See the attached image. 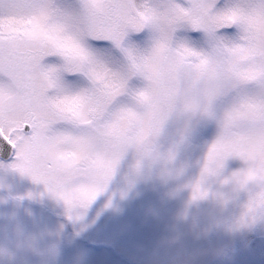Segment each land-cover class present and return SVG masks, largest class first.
Instances as JSON below:
<instances>
[{
    "label": "snow or ice",
    "instance_id": "1",
    "mask_svg": "<svg viewBox=\"0 0 264 264\" xmlns=\"http://www.w3.org/2000/svg\"><path fill=\"white\" fill-rule=\"evenodd\" d=\"M173 114L219 129L193 199L238 157L246 167L230 178L249 192L245 216L264 207V0H0V151L69 220L129 149L137 171L160 158Z\"/></svg>",
    "mask_w": 264,
    "mask_h": 264
},
{
    "label": "rangeland",
    "instance_id": "2",
    "mask_svg": "<svg viewBox=\"0 0 264 264\" xmlns=\"http://www.w3.org/2000/svg\"><path fill=\"white\" fill-rule=\"evenodd\" d=\"M218 134L213 120L173 114L156 144L161 153L173 151L169 167L181 174L162 178V165L149 168L146 159L138 172V156L129 149L105 191L86 210L77 209L83 213L78 220L68 219L63 201L43 183L9 167L15 158L0 163V246L15 251L17 223L26 233L63 224L67 238L57 264H73L77 255L81 264H264V209H257L251 225L238 232L214 228L207 236L196 235L214 220L238 216L249 199L248 191L234 192L232 184H221L246 167L240 158L229 157L219 176L208 181L211 191L231 198L227 206L221 207L211 196L189 204L190 184L199 177L207 149ZM249 188L259 190L255 185ZM183 213L186 219H181ZM37 259L15 251L12 264H36ZM0 264L5 261L0 259Z\"/></svg>",
    "mask_w": 264,
    "mask_h": 264
},
{
    "label": "clouds",
    "instance_id": "3",
    "mask_svg": "<svg viewBox=\"0 0 264 264\" xmlns=\"http://www.w3.org/2000/svg\"><path fill=\"white\" fill-rule=\"evenodd\" d=\"M145 159L148 161L149 168H151V166L156 163H160L162 165L159 172V175L162 178L166 179L173 174H181V170H175L174 172V170L169 167V165L172 164L174 157L170 159L167 157V155L162 153V155L158 159ZM141 166L139 168V171L141 170ZM218 176L219 173L209 174L208 176H206L202 182V189L207 191V195L203 198L193 199V193H191L189 204H194L198 201L206 200L209 198V196H211L214 201L220 204L221 207H226L231 198L225 196L220 192L211 191L210 185L208 184L210 178H216ZM199 179L200 175L194 182H191L190 186H192ZM229 183L232 184L234 192L243 191L238 188V186L232 181L230 177H226L221 181V184ZM246 204L247 202L241 206L240 214L238 216L231 219L212 221L208 226L201 228L199 232L196 233L197 237L199 238L201 236H207V234L214 228H222L224 231L230 234L248 228L253 222L255 212L248 213L245 216ZM258 209H264V207H260ZM186 218V213L181 214V219ZM13 234L15 237V251H24L31 253L32 256L38 258L36 264H57V261L61 255V245L67 238L64 235L63 224L58 225L56 228H44L37 232L26 233L23 227L19 223H17L13 228ZM175 239V236L172 237L173 241ZM15 251L9 249L7 246H0V259L4 260L5 264H12V262L15 260ZM25 264H27V262H25ZM73 264H81V257L79 255H77V257L74 259Z\"/></svg>",
    "mask_w": 264,
    "mask_h": 264
},
{
    "label": "water",
    "instance_id": "4",
    "mask_svg": "<svg viewBox=\"0 0 264 264\" xmlns=\"http://www.w3.org/2000/svg\"><path fill=\"white\" fill-rule=\"evenodd\" d=\"M12 155L13 153L10 150L0 151V157L4 158L5 160L10 159Z\"/></svg>",
    "mask_w": 264,
    "mask_h": 264
},
{
    "label": "flooded vegetation",
    "instance_id": "5",
    "mask_svg": "<svg viewBox=\"0 0 264 264\" xmlns=\"http://www.w3.org/2000/svg\"><path fill=\"white\" fill-rule=\"evenodd\" d=\"M14 158H15L14 153H13V155L11 156V158L8 159V160H5L4 158L0 157V163H2V164H3V163H10V161H12Z\"/></svg>",
    "mask_w": 264,
    "mask_h": 264
}]
</instances>
